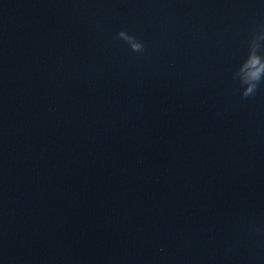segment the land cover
<instances>
[{
    "label": "clouds",
    "instance_id": "obj_1",
    "mask_svg": "<svg viewBox=\"0 0 264 264\" xmlns=\"http://www.w3.org/2000/svg\"><path fill=\"white\" fill-rule=\"evenodd\" d=\"M115 38L126 44L132 53L143 54L145 52V42L127 30H119ZM262 41H264V24L259 25L258 31L251 35L247 56L233 76L234 80H238L242 89L241 98L245 100L255 96L261 81L264 80V45H262ZM260 230L259 228L255 229L257 232Z\"/></svg>",
    "mask_w": 264,
    "mask_h": 264
}]
</instances>
